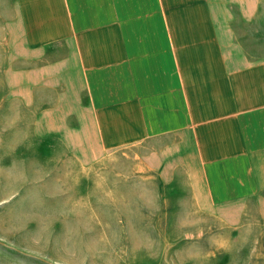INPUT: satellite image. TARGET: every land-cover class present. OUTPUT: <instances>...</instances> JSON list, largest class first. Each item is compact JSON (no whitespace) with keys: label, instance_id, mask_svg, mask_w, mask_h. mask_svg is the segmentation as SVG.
Segmentation results:
<instances>
[{"label":"crops","instance_id":"0c3cea01","mask_svg":"<svg viewBox=\"0 0 264 264\" xmlns=\"http://www.w3.org/2000/svg\"><path fill=\"white\" fill-rule=\"evenodd\" d=\"M0 171L148 178L264 264V0H0Z\"/></svg>","mask_w":264,"mask_h":264},{"label":"rangeland","instance_id":"374dc122","mask_svg":"<svg viewBox=\"0 0 264 264\" xmlns=\"http://www.w3.org/2000/svg\"><path fill=\"white\" fill-rule=\"evenodd\" d=\"M49 178L5 195L0 171V264H262L261 243L185 210L195 206L157 193L153 180L107 188L99 174L82 189Z\"/></svg>","mask_w":264,"mask_h":264}]
</instances>
